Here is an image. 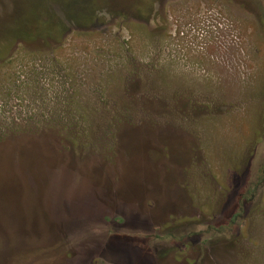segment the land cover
Segmentation results:
<instances>
[{
	"label": "rangeland",
	"instance_id": "1",
	"mask_svg": "<svg viewBox=\"0 0 264 264\" xmlns=\"http://www.w3.org/2000/svg\"><path fill=\"white\" fill-rule=\"evenodd\" d=\"M0 253L264 264V0H0Z\"/></svg>",
	"mask_w": 264,
	"mask_h": 264
},
{
	"label": "trees",
	"instance_id": "2",
	"mask_svg": "<svg viewBox=\"0 0 264 264\" xmlns=\"http://www.w3.org/2000/svg\"><path fill=\"white\" fill-rule=\"evenodd\" d=\"M4 254L0 253V264H4L5 262L3 261L4 259Z\"/></svg>",
	"mask_w": 264,
	"mask_h": 264
},
{
	"label": "flooded vegetation",
	"instance_id": "3",
	"mask_svg": "<svg viewBox=\"0 0 264 264\" xmlns=\"http://www.w3.org/2000/svg\"><path fill=\"white\" fill-rule=\"evenodd\" d=\"M140 261L142 262L143 261V257H141ZM145 262V261H144Z\"/></svg>",
	"mask_w": 264,
	"mask_h": 264
}]
</instances>
